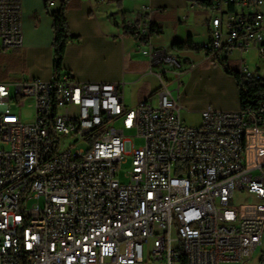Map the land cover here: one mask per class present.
<instances>
[{
  "label": "built area",
  "instance_id": "2783aa9c",
  "mask_svg": "<svg viewBox=\"0 0 264 264\" xmlns=\"http://www.w3.org/2000/svg\"><path fill=\"white\" fill-rule=\"evenodd\" d=\"M188 1L212 13L203 58L190 67L223 62L236 72L244 94L235 110L209 107L187 125L179 99L187 69L149 38L139 48L178 77L175 96L157 73L155 106H128L123 82L69 71L0 82V264H242L263 243L264 157L247 164L245 135L264 132V0ZM150 10L127 32L148 37ZM0 41L3 50L22 46V0H0ZM252 51L254 68L244 56ZM236 193L251 212L230 205Z\"/></svg>",
  "mask_w": 264,
  "mask_h": 264
},
{
  "label": "crops",
  "instance_id": "0c3cea01",
  "mask_svg": "<svg viewBox=\"0 0 264 264\" xmlns=\"http://www.w3.org/2000/svg\"><path fill=\"white\" fill-rule=\"evenodd\" d=\"M61 3L62 0H22L23 44L7 50L0 48V82H13L27 77L52 79L56 72L53 70L51 11L58 10ZM145 6L151 8L148 15L155 27L148 38L156 47L178 54L183 61L182 68L187 69L182 74L186 80L182 76L180 78L182 87L179 99L180 96L183 99L180 102L182 109L184 105L187 110L190 108L188 105L199 103L202 94H195L192 89L202 88L207 92L213 89L220 94L217 98V102L221 103L217 105L218 108H233L227 100L229 95L235 96L236 104L240 106L236 79L222 66L204 62L191 68V63L202 60L203 52L175 50L172 47L173 41H186L189 36L196 45H202L210 38L209 20L212 13L206 3L192 8L188 0H121V6L118 7L115 0H67L66 18L72 38L67 42L60 72L69 71L77 80L84 82H123L120 91L128 106H134L141 99L151 103L152 97H156L158 102L157 92L161 82L155 85L150 78L159 80L157 73L163 72L175 95L173 91L177 88L178 77L174 71L164 64L152 65L143 51L140 54L136 50L142 42L126 30V24L135 20L137 14L145 10ZM199 11L204 12L203 32H199L196 26ZM207 104H200L197 108L201 109L195 111L201 116ZM262 157L264 149L259 151L257 160Z\"/></svg>",
  "mask_w": 264,
  "mask_h": 264
},
{
  "label": "rangeland",
  "instance_id": "374dc122",
  "mask_svg": "<svg viewBox=\"0 0 264 264\" xmlns=\"http://www.w3.org/2000/svg\"><path fill=\"white\" fill-rule=\"evenodd\" d=\"M203 14H204V12H202V11L201 12L199 11V13H198L199 16L197 18L198 20L196 22V26L198 29H200L199 32L200 31L203 32L205 30L204 24L202 22ZM0 44H1V41H0ZM136 50L138 53L142 54L143 49L139 48V46L136 48ZM238 55H239L238 53H234L232 55V58L235 59L236 57H238ZM244 56L248 58L250 66L254 68L256 66L255 65L256 62L258 61V58H257L255 52L254 51L248 52V53L244 54ZM29 61H30V57H29V52H28L27 53V62L29 63ZM219 66H221V64H219ZM182 70H183V68H182ZM183 75H182V78L184 79L185 76L183 77ZM150 79L154 82L155 85H159L160 80L156 79L155 77H151ZM184 80H186V79H184ZM170 89H172V88L170 87ZM12 90L14 92V86L13 85H12ZM192 90L195 94H202V96H201V99L197 105L191 106V104H190V105H188L190 108H187V110H186V106L184 105V108L181 110V117L187 125L196 126V125L200 124V122H201L200 113L198 111H195V110L201 109V108H197V107H200V104H202V103H206V102L208 103L205 108L210 107L212 109H217V110H232V109H237L239 107V105L236 104L237 99L235 96L229 95V97L227 98V100L230 101V103L233 105V108H231V107L230 108L229 107L218 108L217 105H219L221 103L217 102V98L220 96V94H218L217 91H215L213 89H209L207 92V90H205L203 88L200 90H198V89H192ZM173 92L175 95L177 94L176 90H174ZM180 102H183V99L181 96H180ZM151 103L154 106L158 104L156 97L151 98ZM189 109H192V110H189ZM20 112H21L22 119L24 121H26V122L30 121L33 118V113H34L33 101L29 100L27 102V104L21 108ZM118 125H119V123H118ZM129 134L132 136V140H133V143L135 146H142L144 144V139L142 137L133 136L134 135L133 131H131ZM246 140H247L246 148L248 146V153H249L247 164L253 165L256 162V160L258 159L257 157L259 155V151H262L264 149V132L263 131L251 132L249 135H247ZM129 166H130V164H124L117 171V175L122 182L125 181L124 175H125L126 171L129 169ZM243 198L244 197L242 194L236 193V197L231 198L229 203L231 206H235L236 208H238L242 212H251L252 208L251 209L249 208V205L247 203H245ZM253 201H254V198L251 196L250 202H253ZM220 264H241V263L233 261V262H221ZM242 264H264V242L254 252L253 256L246 263H242Z\"/></svg>",
  "mask_w": 264,
  "mask_h": 264
},
{
  "label": "trees",
  "instance_id": "16d2710c",
  "mask_svg": "<svg viewBox=\"0 0 264 264\" xmlns=\"http://www.w3.org/2000/svg\"><path fill=\"white\" fill-rule=\"evenodd\" d=\"M115 1L117 2L118 6H121V0H115ZM66 2L67 0H62L60 8L58 10L51 11V16L53 19V32H54V38H53V47H54L53 70H54V73L60 72V70L62 69L66 45H67V42L72 38V36L70 35L68 21L66 18V10H67ZM134 37L138 41H141V42H144L148 38V37L140 38L139 36H136V35H134ZM172 47L175 50H187V49H192L196 51L201 50V45L194 44L191 36H189V38L186 41H179V40L173 41ZM221 66L224 68V70L228 74L232 75L236 79L239 98H240V104H242L244 92L242 90L241 77L236 72L231 70L225 63L222 62ZM245 85L251 91L259 90V87H254L246 83ZM245 147H246V138H245Z\"/></svg>",
  "mask_w": 264,
  "mask_h": 264
},
{
  "label": "bare ground",
  "instance_id": "6f19581e",
  "mask_svg": "<svg viewBox=\"0 0 264 264\" xmlns=\"http://www.w3.org/2000/svg\"><path fill=\"white\" fill-rule=\"evenodd\" d=\"M247 137V135H245V138Z\"/></svg>",
  "mask_w": 264,
  "mask_h": 264
}]
</instances>
